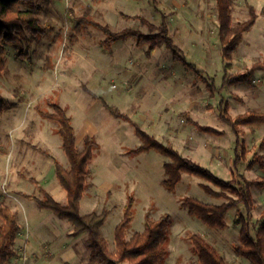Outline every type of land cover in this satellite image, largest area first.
I'll return each instance as SVG.
<instances>
[{
  "label": "rangeland",
  "instance_id": "1",
  "mask_svg": "<svg viewBox=\"0 0 264 264\" xmlns=\"http://www.w3.org/2000/svg\"><path fill=\"white\" fill-rule=\"evenodd\" d=\"M230 1L233 23L247 18L249 5L255 8L257 17L232 54L227 75L264 61V0ZM19 8H30L40 24L48 25L42 36L34 38L27 32L29 41L22 40L21 46L4 45L0 71V100L5 103L0 112V205L16 212L19 225L12 245L15 255L9 256L5 264H91L86 233L72 235L67 220L22 195L41 198L38 189L42 188L58 202L66 201L65 190L54 174L53 158L68 168L56 131L58 124L39 113L52 112V102L71 118L78 149L86 137L98 144L88 163L80 212L110 210L101 226L109 251L115 248L114 227L123 216L128 197H132L127 238L143 229L145 217L170 215L168 255L163 264H199L189 240L192 233L212 244L229 263L249 264L233 252L239 230L237 215L243 212V206L238 204L226 213L227 226L223 229L210 228L189 215L180 204L181 198L190 196L219 204L223 200L208 196L199 184L217 187L183 173L174 191H168L161 183L165 178L163 163L169 161L168 157L155 150L130 152L139 146V137L129 122L112 116L102 105L104 100L127 114L141 129L178 152L192 150L195 162L219 179L229 180L235 135L218 114L225 103L232 117L250 110L264 113V70L254 71L250 85L222 84L225 71L215 0H156L155 6L151 0H40L32 7ZM137 16L155 25L164 17L179 54L195 65L207 82H213V96L203 79L174 60L164 44L146 57L145 46L137 47L131 39L120 40L108 53L99 43L104 38L102 32L81 22V18H91L114 31L135 28L150 32ZM19 50L26 57H17ZM182 113L199 124L224 128L227 134L218 139L222 135L200 132L186 122ZM252 125L240 126L246 153L234 175L241 185L242 178L264 176L257 164L251 168L246 165L256 156L264 160V149L259 148L264 123ZM212 142L218 143L221 155L210 162L209 168L206 160L213 149L216 151ZM250 190L254 198L250 219L254 234L264 210V187Z\"/></svg>",
  "mask_w": 264,
  "mask_h": 264
},
{
  "label": "trees",
  "instance_id": "2",
  "mask_svg": "<svg viewBox=\"0 0 264 264\" xmlns=\"http://www.w3.org/2000/svg\"><path fill=\"white\" fill-rule=\"evenodd\" d=\"M38 1L40 0H0V71L3 69L4 45L21 46L22 40L29 41L27 32L31 33L34 38L46 33L48 24H40L36 12L30 10V8H19V5L32 7ZM151 3L155 6L156 0H151ZM215 11L218 23V40L225 71L222 84L245 83L250 85L254 71L264 70V61L254 62L242 72L229 75L226 72L230 68L232 54L242 40L243 34L249 31L255 23L256 10L252 5H249L247 18L236 23L231 20L230 0H215ZM121 15L124 18H129L127 14ZM137 18L150 32L144 33L135 28L114 31L108 24H102L91 18H81V22L88 23L102 32L104 38L99 43L108 53L112 52V44L120 40L131 39L137 47L145 46L144 55L146 57L151 56L160 43L164 44L171 52L174 60L203 79L209 95L213 96L215 92L213 82H207L196 66L187 62L179 54V48L169 37L164 17L162 16L159 25L148 22L140 16H137ZM16 56L26 57L21 50L18 51ZM92 96L95 98L94 95ZM102 105L112 116L129 122L135 135L139 137V146L130 149V152L139 153L155 150L168 157L169 161L163 163L165 178L161 180L168 191H174L182 173L199 177L217 187V189H213L207 184H199L208 196L223 200L219 204L200 201L190 196L182 197L180 204L189 215L196 217L210 228L223 229L227 226L226 213L231 208L241 204L243 212L237 215L239 230L237 243L233 245V252L236 256L245 258L249 264H264V210L260 213L261 221L254 234H252L250 224L251 213L254 208V198L250 188H263L264 176L250 180L242 178L243 185H241L234 175L235 168L246 153L244 140L240 134V126L264 123L263 112L250 110L232 117L228 113L226 103L223 108H220L219 119L229 126L235 135L234 157L230 168L231 176L229 180L225 181L216 177L207 167L182 156L171 145L161 143L154 136L141 129L127 114L109 106L104 100ZM52 106V112L42 111L39 113L41 117L58 124L56 131L61 139V147L66 155L68 168L61 166L53 158L54 174L59 185L65 190L66 201L64 204L58 202L42 188L38 189L42 193L41 198L26 194L22 195L34 198L40 208L50 210L57 217L67 220L72 227V235L85 232V245L88 249V260L91 264H120L124 261L129 264H163L168 255L167 242L171 226L169 214H163L157 219L145 217L143 229L134 232L127 238L126 230L132 220L131 206L133 202L132 197H128L123 216L114 227V251L108 250L107 242L101 234V226L104 224L110 210L103 208L100 212L92 210L86 214H81L80 200L86 185L88 163L92 160L93 151L98 144L93 138L86 137L82 142L81 149H78L71 118L58 103L52 102ZM4 107L5 103L0 100V112ZM182 115L187 123L194 125L200 132L217 136L224 134L223 130L195 122L186 113H182ZM259 148L264 149V135L259 141ZM40 151L44 155H48L46 151ZM254 164L264 170V160L261 157L256 156L246 165L251 168ZM237 184L238 187H236ZM18 228L16 212L7 206L0 205V264H5L9 256L15 255L12 245ZM189 240L194 252L197 254L199 264H231L202 236L192 233L189 235Z\"/></svg>",
  "mask_w": 264,
  "mask_h": 264
},
{
  "label": "crops",
  "instance_id": "3",
  "mask_svg": "<svg viewBox=\"0 0 264 264\" xmlns=\"http://www.w3.org/2000/svg\"><path fill=\"white\" fill-rule=\"evenodd\" d=\"M256 125V124H255ZM253 125H251V127H252ZM220 129H222L223 131H224V134L222 135V136H220L218 139H220V138H222V137H224V136H226V134H227V130L226 129H224V128H220ZM146 130H148L147 128H146ZM92 134H90V136H91ZM214 136V135H213ZM216 138H217V136H216ZM212 141V140H211ZM218 143H216V142H212L211 143V147L212 148H215L216 149V151H214V149H213V151H211L210 152V155H209V157H208V159L206 160L207 161V166L209 167V168H211V165H210V162L212 161V160H214V162H216V158L217 157H220V155H221V153H220V147L217 145ZM234 147H235V145H234ZM233 151H234V148H233ZM179 153L182 155V156H186L187 158H190V159H192V160H194V161H197L196 160V155L193 153V151L192 150H187V151H185V152H182V151H180L179 150ZM198 162V161H197ZM209 162V163H208ZM201 164V163H200ZM182 175H183V173H182ZM181 175V176H182ZM181 179H182V177H181Z\"/></svg>",
  "mask_w": 264,
  "mask_h": 264
}]
</instances>
